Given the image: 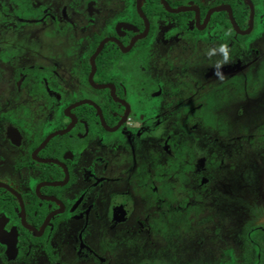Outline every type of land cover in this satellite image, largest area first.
<instances>
[{
    "label": "flooded vegetation",
    "instance_id": "1",
    "mask_svg": "<svg viewBox=\"0 0 264 264\" xmlns=\"http://www.w3.org/2000/svg\"><path fill=\"white\" fill-rule=\"evenodd\" d=\"M24 3L0 0V264H151L160 218L174 264H264V0Z\"/></svg>",
    "mask_w": 264,
    "mask_h": 264
},
{
    "label": "rangeland",
    "instance_id": "2",
    "mask_svg": "<svg viewBox=\"0 0 264 264\" xmlns=\"http://www.w3.org/2000/svg\"><path fill=\"white\" fill-rule=\"evenodd\" d=\"M9 2H12L15 8V11L18 15H21L23 17H26V7H25V3L24 0H6ZM72 3H74L72 1ZM22 23H26V22H22ZM8 30L7 28H5L3 25L0 24V36H3L4 33H7ZM256 162L261 165L264 166V154H258L256 156ZM263 174V173H262ZM262 174L258 173V176H261ZM261 189V188H260ZM237 193V190L236 192ZM254 195V193H253ZM242 196V195H241ZM255 196V195H254ZM256 200L254 201H260L261 202V206L257 207V213H262L264 215V190L261 189L259 190V187H256ZM237 200V198H236ZM241 202H243V206L247 207L248 204V198H247V194L243 195L240 199ZM233 213V212H232ZM234 214V213H233ZM238 215V213H236V216ZM221 219L219 220L221 223V220L223 222V224H226L228 226L233 225L234 220H235V214H220ZM157 222H159L160 226H161V230H159L158 232L155 231L154 233V242L156 243V245H158L160 247L161 250H155V251H146L145 253H147L151 257L154 264H174V262H182V257H183V251L177 252L178 250H175V244L176 242L179 241V237L178 235L183 234L182 228L179 227L178 223H171L168 222V220L166 219H162L161 218L159 220H157ZM214 223V222H211ZM222 224V223H221ZM210 226V224H209ZM192 235H190V238L192 240L195 239V236H197L196 233H194V231H192ZM211 231L208 230V232L206 233L208 239L213 240L216 238H214V236L210 233ZM144 239L146 240V237H144ZM139 244H142V240L139 241ZM143 244L146 245V241H143ZM116 244H114L113 246H115ZM155 245V246H156ZM145 248H148V246H145ZM149 248L151 249V247L149 246ZM177 249V247H176ZM187 257H189V259H191L193 262L195 261L194 264H200L201 262V256L200 254L195 252V247L194 245L191 246V248L188 250V253L186 254ZM168 262V263H166ZM151 263V264H152ZM176 264V263H175Z\"/></svg>",
    "mask_w": 264,
    "mask_h": 264
}]
</instances>
